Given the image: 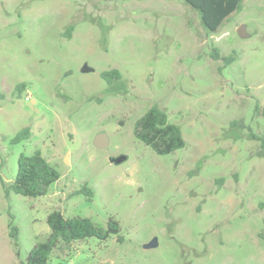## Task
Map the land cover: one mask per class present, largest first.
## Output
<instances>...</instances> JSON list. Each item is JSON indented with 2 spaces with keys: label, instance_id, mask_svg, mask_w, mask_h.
Returning a JSON list of instances; mask_svg holds the SVG:
<instances>
[{
  "label": "rangeland",
  "instance_id": "rangeland-1",
  "mask_svg": "<svg viewBox=\"0 0 264 264\" xmlns=\"http://www.w3.org/2000/svg\"><path fill=\"white\" fill-rule=\"evenodd\" d=\"M113 70L122 79L102 77ZM154 106L183 149L161 156L136 139ZM263 106L264 0H244L216 33L184 0H0V264L25 261L53 211L120 232L62 243L50 264H264ZM36 151L59 181L7 196L2 180Z\"/></svg>",
  "mask_w": 264,
  "mask_h": 264
},
{
  "label": "trees",
  "instance_id": "trees-1",
  "mask_svg": "<svg viewBox=\"0 0 264 264\" xmlns=\"http://www.w3.org/2000/svg\"><path fill=\"white\" fill-rule=\"evenodd\" d=\"M184 1L200 14L202 25L210 33L218 32L231 14L242 9L244 2V0ZM212 54L215 60L221 59L218 50H213ZM234 60V56L224 58L226 65L231 64ZM102 77L111 82L122 79V74L113 70L103 73ZM134 135L136 139L161 156L172 154L186 146L181 128L170 123L167 113L157 106L150 108L136 122ZM30 136L31 129L25 128L18 133L15 142L29 139ZM256 139L260 141L264 150V138ZM59 179L60 173L57 168L52 166L40 151H36L30 156L21 155L19 157L18 171L14 181L7 185L2 180V186L7 196L15 193L27 198H39L46 196L50 187ZM79 193H85L89 197L93 196V191L87 187L82 188ZM47 224L51 231L48 238L36 243L27 259L21 264H50L52 253L62 243L71 247L77 242L90 238L106 241L112 235H117L120 232V224L113 218L104 228L94 223L90 218L84 216L66 217L61 211L51 212L47 217ZM10 237L18 247L19 230L16 225L11 226Z\"/></svg>",
  "mask_w": 264,
  "mask_h": 264
},
{
  "label": "water",
  "instance_id": "water-1",
  "mask_svg": "<svg viewBox=\"0 0 264 264\" xmlns=\"http://www.w3.org/2000/svg\"><path fill=\"white\" fill-rule=\"evenodd\" d=\"M238 34L241 38H248L249 34L246 31V26L242 25L238 28ZM94 146L98 149H106L109 146V140L108 137L104 134H100L99 136L96 137V139L94 140ZM125 159V157H122L121 159L118 160H111V162L114 163H120ZM156 244V240L150 242L149 244H147L145 246L146 249H150L155 247Z\"/></svg>",
  "mask_w": 264,
  "mask_h": 264
}]
</instances>
